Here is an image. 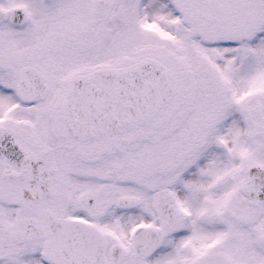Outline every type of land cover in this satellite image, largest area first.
Returning a JSON list of instances; mask_svg holds the SVG:
<instances>
[{
	"label": "snow or ice",
	"instance_id": "6c2138e0",
	"mask_svg": "<svg viewBox=\"0 0 264 264\" xmlns=\"http://www.w3.org/2000/svg\"><path fill=\"white\" fill-rule=\"evenodd\" d=\"M0 264H264V0H0Z\"/></svg>",
	"mask_w": 264,
	"mask_h": 264
}]
</instances>
